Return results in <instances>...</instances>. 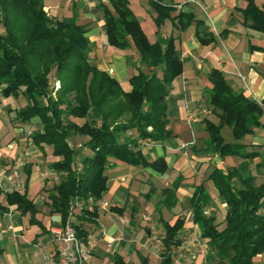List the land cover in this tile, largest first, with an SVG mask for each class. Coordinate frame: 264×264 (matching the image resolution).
I'll return each instance as SVG.
<instances>
[{
	"label": "trees",
	"instance_id": "trees-1",
	"mask_svg": "<svg viewBox=\"0 0 264 264\" xmlns=\"http://www.w3.org/2000/svg\"><path fill=\"white\" fill-rule=\"evenodd\" d=\"M107 1L96 6L102 13L106 44L118 50L132 45L137 55V61L131 63L134 73L129 79V93L91 62L92 45L84 25L48 16L44 0H0V98L25 100V106L15 111L20 124L39 120L41 129L30 135L31 141L41 149L50 147L53 157L59 159L49 165L58 182L42 205L49 215L60 216L63 224L70 206L81 202L82 209L73 211L71 224L83 244H87V229L99 217V209L89 211L87 203L102 200L111 162L166 175L164 158L148 160L138 141L162 143L169 138L166 99L173 81L183 71L175 38L150 43L127 0ZM150 6L157 13V27L169 20L172 8L158 2ZM242 14L245 27L264 34V9L247 0ZM172 21L180 31L194 23L195 36L203 46L215 42L213 33L191 15L179 14ZM55 81L60 85L57 91ZM208 81L212 86L207 100L211 116L202 120L207 139L200 148L193 146V153L216 155L221 160L233 157L240 162L225 171L213 168L206 179L226 207L224 218L217 222L214 214L205 213L212 199L202 183L189 199L191 219L201 238L207 240L215 264H255L256 257L264 255V183L256 184L251 170L255 153H249L242 141L263 126L264 104L236 91L219 70L210 71ZM225 129L229 130V141L223 137ZM74 136L86 138L83 148L90 156L83 155L82 149L75 150L70 143ZM3 196L21 217L29 216L30 225L44 229L36 219L39 206L26 191L21 194L13 190ZM176 204L175 191L163 189L155 209L162 227L159 264H173L174 252L182 244L179 234L184 219L169 223L160 216L162 209L170 212ZM125 210L110 208L121 215ZM135 212L131 211V216ZM113 264L125 263L117 257ZM143 264H148L147 260Z\"/></svg>",
	"mask_w": 264,
	"mask_h": 264
},
{
	"label": "crops",
	"instance_id": "crops-1",
	"mask_svg": "<svg viewBox=\"0 0 264 264\" xmlns=\"http://www.w3.org/2000/svg\"><path fill=\"white\" fill-rule=\"evenodd\" d=\"M99 1L108 4L107 0H79L72 4L64 0L52 4L51 0H44V10L57 20L84 25L92 45L91 62L101 71L113 70L109 76L118 81L123 92L129 93V79L134 73L131 63L137 61V55L132 45L127 50H118L106 44L102 13L96 7ZM127 1L149 42L170 36L175 38L183 63L182 74L173 81L166 99L169 138L162 143L140 144L148 160L163 157L168 169L161 177L149 168L109 164L107 190L101 200L108 208L99 210L97 223L87 229V244L79 241L85 257L81 264H113L117 257L125 264H143L145 260L148 264L151 261L159 264L160 246L156 244L162 239V227L155 210L158 201L154 203V198H148V192L151 190L152 197L160 199L165 188L175 191L177 204L170 212L162 209L160 216L169 223L177 218L184 219L179 234L182 244L174 252L173 264H215L207 240L201 238L200 229L192 222L189 199L195 187L204 183L212 199V206L205 209V213L214 214L220 222L226 207L206 179L213 168L225 171L235 167L240 160L233 157L221 160L216 155L193 153V146L200 148L207 139L202 120L211 116L207 108L208 93L212 88L208 74L214 69L221 71L236 91L264 104V34L242 24V11L247 0ZM151 2L172 8L169 20L160 27L156 25L157 13L151 8ZM254 3L264 9V0H254ZM179 14L202 21L213 33L215 42L201 45L195 36L194 23L180 31L172 21ZM19 98H0V177L12 165H21L15 185L0 181V264H57V259L52 257L56 245L49 229L61 225L62 221L58 215H49L48 208L42 204L47 192L58 182L49 165L59 159L53 157L50 147L41 149L31 141L30 135L41 129L37 118H33L27 128L16 121L14 100ZM16 104L19 107L20 104ZM25 104L22 102L21 108ZM260 121L263 126L242 141L249 153H255L251 170L256 175L257 185L264 183V107ZM86 150L81 153L90 156ZM35 182H40L43 188L32 197L28 188ZM13 190L21 194L26 191L27 197L39 206L38 214L42 213L49 221L47 226L41 221L44 229L28 227L30 224L27 225L25 220L28 221L29 216L21 217L15 207L6 203L3 194ZM112 207H125L126 210L121 215L111 212ZM135 210L131 216V211ZM9 225L14 231L6 230ZM263 260H256L255 264H264Z\"/></svg>",
	"mask_w": 264,
	"mask_h": 264
},
{
	"label": "built area",
	"instance_id": "built-area-1",
	"mask_svg": "<svg viewBox=\"0 0 264 264\" xmlns=\"http://www.w3.org/2000/svg\"><path fill=\"white\" fill-rule=\"evenodd\" d=\"M67 1L73 2L79 0H67ZM107 74L112 75L113 70L109 69L107 71ZM58 89H59V84L56 82L54 86V91H57ZM149 142L150 141L147 140L138 141V143L142 145H147L149 144ZM20 166L21 165L19 164L12 165L8 171L4 172L1 175L0 181L5 180L8 184L15 185L19 178ZM95 207H97L99 210H106L108 208V205L107 203L101 201L95 203L90 199L87 203L86 208L89 211H92ZM76 209H82V203L79 202L78 200L75 201L74 204L70 206L67 220L63 224L49 229V233L51 235L52 241L56 245L52 257L57 259V264H81L82 261L85 260L82 246L71 224V216L73 211ZM6 230L12 232L14 231V227L12 225H9L7 226Z\"/></svg>",
	"mask_w": 264,
	"mask_h": 264
},
{
	"label": "rangeland",
	"instance_id": "rangeland-1",
	"mask_svg": "<svg viewBox=\"0 0 264 264\" xmlns=\"http://www.w3.org/2000/svg\"><path fill=\"white\" fill-rule=\"evenodd\" d=\"M53 3L52 4H58V0H51ZM65 2H67V4H72L73 2H75V1H73V2H68L67 0H64ZM62 3H64V2H62ZM64 6V5H63ZM45 11V10H44ZM46 12V11H45ZM47 13V12H46ZM47 15L49 16V14L47 13ZM58 83L59 84V82L58 81H55V83ZM55 83H54V86H55ZM59 87H60V85H59ZM2 99H4V98H2ZM20 99V98H19ZM20 101H21V103L23 102L24 103V99L22 100V98L20 99V100H17V101H15L14 100V104H15V109H17V110H19L20 108H21V103H20ZM16 103H18V104H20L19 105V107L17 106V104ZM22 126H24V125H22ZM24 128H27V126L25 125V127ZM223 137L226 139V140H228V139H230L231 138V136H230V134H229V130L228 129H225L224 131H223ZM84 142H86V138L85 137H80V136H74L71 140H70V143L73 145V147H75V150H77V149H82L83 147H84ZM83 151H85V149L83 148L82 149ZM81 150V151H82ZM87 151V150H86ZM88 154H90V152L88 151ZM34 175H35V173H34ZM33 175V178H32V180H34L35 181V176ZM33 184V183H32ZM43 188V186L40 184V182H35L33 185H29V188H28V192H29V194L32 196V197H35V196H37L38 194H39V192L41 191V189ZM151 198H154V203H156L157 201H158V196L155 198L154 196L153 197H151ZM156 199V200H155ZM108 200V199H107ZM151 201H152V199H151ZM37 217H36V219L37 220H40V221H42L43 222V224L45 225V226H47L48 225V223H49V221H48V218H46V217H44V215L42 214V213H40V214H37L36 215ZM26 221V223H27V225H28V221H27V219L25 220ZM146 223V222H145ZM28 227H31L33 230H35V229H37L38 230V228H36V225H30V226H28ZM40 229V228H39ZM155 242V241H154ZM156 245H159V246H161V244H156ZM158 252H156V254H157ZM264 258V255H259V256H257L256 257V260L258 261L259 259H263ZM151 264H154V261H151ZM259 264V263H258Z\"/></svg>",
	"mask_w": 264,
	"mask_h": 264
}]
</instances>
